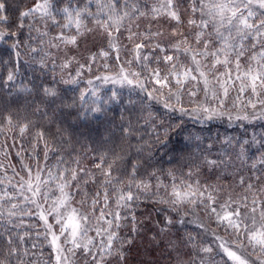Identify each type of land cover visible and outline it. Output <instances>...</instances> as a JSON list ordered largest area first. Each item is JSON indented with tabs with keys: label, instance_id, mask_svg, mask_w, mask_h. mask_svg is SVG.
I'll return each mask as SVG.
<instances>
[{
	"label": "snow or ice",
	"instance_id": "obj_1",
	"mask_svg": "<svg viewBox=\"0 0 264 264\" xmlns=\"http://www.w3.org/2000/svg\"><path fill=\"white\" fill-rule=\"evenodd\" d=\"M96 3L97 12L92 13L87 5L83 9H73L71 4L56 8L54 0H36L34 5L26 10L17 9L18 14L13 17L8 8V0H0V42L8 44L11 49L7 60L0 58V65L5 66L6 82L15 83L17 66L25 56H30L31 62L38 63L41 72L47 67L48 53L44 52L37 60L36 56L32 54L43 52V49L33 47L31 43L19 39L20 32L25 27L29 30V37L32 31L39 32L42 36L48 35L47 32H41L40 28L36 27L37 21H42L45 27H47L48 21H51L53 25L61 29L67 28L70 24L74 25L76 34L66 36L61 30L53 39L65 46H77L78 38L83 35L81 28L92 31L84 25V17L87 14L107 35L109 47L119 51L113 42L112 33L119 32L124 27L126 18L132 20L151 15L153 19L164 17L169 22H175L176 26L171 31V36L175 38L173 42L167 46H163L160 42L149 44L146 41L162 36L163 33L160 31L139 33L133 31L130 26L127 27L125 30L128 32L127 39L132 45L130 49L132 60H128L126 63L129 65L134 61L140 63L148 75L142 77V73L136 71L124 74L126 70L121 67L116 79L109 76L102 77L105 82L135 84L146 93V98L158 102L163 98V107L171 111H178L182 117L192 116L207 120L227 118L229 122L233 119L241 121L264 119V0H187V6L183 9V13L180 0H155L147 11L141 9L139 0H96ZM56 13H62L67 23L61 25L56 19ZM182 14H187L186 24L196 30L191 39L188 34L180 31V27L185 23ZM102 15L103 18H101ZM29 19L33 23H27ZM51 46L58 48L60 44H51ZM147 47L163 53L162 56L155 57L157 67H150L149 56L143 54V49ZM98 54L103 57L109 55L103 49ZM96 56L97 54L93 53L89 59L94 62ZM181 56L185 57L188 63L182 61ZM245 57L248 63L243 66V71H241V59ZM73 62L79 63L75 57H69L60 67L69 69ZM161 64L164 67H160ZM217 66H223L226 69L234 66V79L232 71L226 70L220 73ZM84 67H89L90 70V65L79 64L75 77L69 72V78L65 80L62 77L61 82L76 84L77 77L81 75L79 69ZM213 80L219 86V91L215 87H209ZM145 81L152 84L151 90L146 86ZM236 81L240 82V92L250 91L251 97L256 99L260 106L258 112L257 102H254L252 98H249L245 105V108L253 109L250 114L245 111L243 114L233 117L231 111L226 108L222 97L229 95V90ZM193 83L194 85L202 83L203 87L187 88V94L189 97L195 98L200 91H203L204 102L199 103L193 99L191 103L196 106L185 108L181 104L182 91L185 90L186 85ZM38 88L45 97L51 98L53 103L59 97L58 90L53 87L39 85ZM19 90L29 93L32 91L27 85L22 86ZM92 95L96 96L97 94L93 92ZM84 96L85 93H81V101L84 100ZM118 96L119 93L113 92L111 97L103 101L102 104L93 103L88 111L100 112L103 105L117 100ZM173 98L180 105L179 108L171 103ZM211 101H215V107L212 106ZM129 104L134 107L135 102L129 100ZM150 117L151 113L148 118ZM148 118H144L145 123H148ZM182 124L181 120L175 125L164 128V136L168 137L173 132L179 134ZM154 125L155 121L150 126L154 127ZM17 128L19 134L24 136L29 130V123L14 124L10 114L0 120V133L14 131ZM135 131L136 129L129 123L127 127L122 128L124 136L121 143L113 146L109 141L107 146L99 152L98 162L94 167L102 177L101 185L104 187V191H97L92 196L89 212H82L73 206L74 196L71 190L76 189L78 194L82 191L80 181L83 177L80 174L83 172L84 176L88 178L84 179L85 184L89 180L96 182L93 172L79 167V160L74 161L77 164L76 168H65L62 170L63 174L61 172L53 173L51 169H47L46 177L41 174L43 170L37 168L33 172L30 165L21 162V167L27 170V176H20L16 183L12 181L15 176L20 174L15 173L14 177L8 178L7 168L3 163H0V169H4L5 172L4 178L0 179V228L3 229L0 231V240H3L5 245L0 247V264H25L23 257L28 255V250L22 251L20 244L30 234L28 231L21 234L15 229L23 227V217L33 215L43 222L46 229L45 238L47 239L48 235L51 236L49 244L55 252V264H69V256L66 253L75 256L77 252L88 258L86 264H111L112 260H115L117 264H124L126 259L124 247L131 245L132 238L122 236L120 230L127 228L128 222H130V231L136 234L141 230L142 222L137 220L134 212L122 216L120 211L108 210L107 202L110 195L107 188L109 186L115 194L117 209L131 208L141 200L138 193L152 192L155 187V191L146 199L152 200L154 196L156 199L152 202L163 206L157 209L163 215L162 221L157 222L161 234L170 231L177 225L186 223H196L197 227L205 229L203 223L189 219L197 215V209L204 211L209 218H214L218 227H223L225 232L233 237L231 240H226L213 233L216 241L219 242L218 248L226 257L223 264H229V262L231 264H257V262L264 264V185L256 187L255 184L249 182L251 178L241 177L239 186L244 190V194L238 195L237 198L229 194L223 202H220L217 187L214 185H201L199 181L195 183L181 181L177 184L171 172L168 175L173 176V182L171 185H167L160 179L159 170H147L152 167V151L151 146L145 147L147 142L140 144L137 148L140 153L147 151L144 160V165H147L145 176L141 178L138 175L142 165L137 162L131 165V170L127 172L128 181L124 183L120 177L113 175V171L126 161L127 151L123 141L128 140ZM155 136L156 143H165L161 140L160 132H155ZM35 139L37 144L44 141L45 157H47L48 144L45 140V133L37 131ZM228 143L231 145L232 141L229 140ZM256 143L264 147V137L257 140L256 136H253L251 144ZM249 146L250 142L247 139L237 141L234 146L237 158H246V149ZM19 155L18 152L17 156ZM204 162L209 167L219 166L216 160H210L207 157ZM59 163H63V160ZM59 163L57 167H59ZM257 164L261 166L259 169H257ZM9 167L15 171V165L9 164ZM251 167L264 176V152L261 153L258 160L252 163ZM188 175L192 176L193 172L190 170ZM260 178L257 176L256 180L259 181ZM153 180L156 181L155 185L152 184ZM54 181H59L55 185L59 195L50 194L49 185ZM5 184L8 187H2ZM133 188L137 191L133 192ZM249 193L252 194L251 201L248 198ZM83 195L85 199L80 201L81 205L86 202L88 196L87 192H84ZM101 197L104 206L99 209L97 216V205L100 204ZM50 216L54 218L55 224L59 225L58 233L49 223ZM8 225H12V227H8ZM90 231H94L95 235H89ZM180 244L193 250L190 261H184L180 257ZM69 245L70 247H66ZM169 246L177 252L176 264H197L196 257L199 253L213 251L211 247L199 245L196 237L191 233H186L179 243L171 241ZM252 255H256V261L250 259ZM199 264H204V261L201 259Z\"/></svg>",
	"mask_w": 264,
	"mask_h": 264
},
{
	"label": "trees",
	"instance_id": "obj_2",
	"mask_svg": "<svg viewBox=\"0 0 264 264\" xmlns=\"http://www.w3.org/2000/svg\"><path fill=\"white\" fill-rule=\"evenodd\" d=\"M35 2L36 0H8V8L15 17L18 14L17 9L26 10L32 7ZM154 2L155 0H139L141 9L144 11H147ZM54 4L56 8L71 4L73 9H83L87 5L92 13L97 12L96 0H54ZM186 6L187 0H180L182 13ZM101 18H103V15ZM56 19L61 25L67 23L62 13H56ZM182 19L185 20V23L180 27V31L188 34L191 39L196 30L186 24L187 14H182ZM13 22L15 23V19ZM27 23H33V21L29 19ZM84 25L92 31H87L82 27L81 32L83 35L78 38L77 46H65L53 39L61 30L66 36L76 34V28L71 24L67 28L61 29L53 25L51 21H48L47 27L42 21H37L36 27L40 28L41 32H47L48 35L46 36L32 31L29 37L27 27L21 30L20 40L31 43L33 47L43 49V52L32 54L36 56L37 60L44 52L48 53L46 57L47 67L43 69V72H41L38 63L31 62V57L25 56L24 60H21L17 66V79L13 84L6 82L5 66L0 65V120L10 114L14 124L29 123V130L24 136L19 134L18 128L14 131L0 133V163H3L7 168L6 175L8 178L14 177L15 173L20 174L15 176L13 183H16L20 176H27V170L21 167V162L30 165L33 172L37 168L43 170L41 174L46 177L47 169H51L53 173L61 172L63 174L62 170L65 168H76L77 164L74 161L79 160V167L93 172L96 182L89 180L85 184L84 179L88 178L84 176L83 172L80 174L83 177L80 181L82 191L78 194L76 189L71 190L74 196L73 206L79 208L82 212H89L92 196L97 191H104V187L101 185L102 177L94 167L95 163L98 162L97 156L109 141L112 142L113 146L121 143L124 136L122 128L131 123L136 131L128 140L123 141L127 151L126 161L113 171V175L120 177L124 183H127V172L131 170V165L134 163H141L142 166L138 175L141 178L145 176L147 165H144V160L147 151L140 153L137 148L140 144L147 142L145 147L151 146L152 151V167L147 168V170H159L160 179L167 185H171L173 176L177 184L181 181L186 183L199 181L201 185H214L217 187L220 202H223L229 194L234 198L244 194V190L239 186L241 177L251 178L249 182L255 184L256 187L264 185V176H261L259 171L251 167L252 163L258 160L261 153L264 152V147H261L259 143L251 144L253 136H256L257 140L264 137V119H251L249 121L233 119L229 122L227 118L207 120L192 116L182 117L178 111L165 109L162 103L163 98L160 102L146 98V93L136 87L135 84L105 82L102 79L104 76L116 79L121 67L126 70L124 74L136 71L141 72L142 77L147 76L148 73L142 69L140 63L135 61L131 65L126 63L128 60H132L130 51L132 45L127 39L128 32L125 29L130 26L133 31L139 33L160 31L163 33L162 36L153 37L146 43L160 42L163 46H167L175 39L171 36V31L176 26L174 21L169 22L164 17L153 19L151 15L139 19L133 18L132 20L126 18L124 27L119 32L114 31L112 33L113 42L119 51L116 48L109 47L107 35L96 25L95 20L87 14L84 17ZM56 43L60 44L58 48L51 46V44ZM101 49L107 51L109 55L107 57L100 56L98 53ZM93 53L97 54L94 62L89 59ZM10 54L9 45L0 42V58L7 60ZM143 54L149 56L150 67H157L155 57L163 55L162 52L151 47L143 49ZM69 57H75L79 63L73 62L69 69H62L60 65ZM181 60L188 63L183 56H181ZM247 63L246 57L241 59V71ZM79 64L90 65V70L89 67L79 69L81 75L77 77L78 82L76 84L61 82L62 77L65 80L69 78V72L75 77ZM160 67H164V65L161 64ZM217 67L220 73L226 70L232 71L234 79V66L228 69L223 66ZM98 77H101V79H98ZM129 78L131 79V76ZM145 83L151 90L152 84L146 81ZM239 84L240 82L236 81L235 85L230 88L229 95L222 97L226 108L231 111L233 117L237 114H243L245 111L249 114L252 113V108H245L249 98L257 102L254 97H251L250 91L240 92ZM24 85H27L32 91L30 93L20 91L19 89ZM39 85L53 87L58 90L59 97L56 98L55 103L52 102L51 98L43 95V92L38 88ZM194 86L203 87L202 83L200 85H194L193 83L186 85L185 90L182 91L181 104L185 108L196 106L191 103L193 99L199 103L204 102L203 91H200L195 98L189 97L187 94L186 89ZM209 87H215L219 91V86L215 80L211 82ZM93 92H96L97 95L93 96ZM113 92L119 93L117 100L103 105L100 112L88 111L93 103L102 104L103 101L111 97ZM81 93H85L83 101L80 99ZM129 100L135 102L134 107L129 104ZM171 103L177 108L180 106L174 98ZM211 103L213 107L216 106L215 101H211ZM259 107L257 102V112ZM149 113H151L150 118H148ZM144 118H148V123H145ZM181 120L183 124L179 134L173 132L170 136L165 137L163 129L169 125H175ZM153 121H155L154 127L150 126ZM37 131L45 133V140L48 144L47 157H45L44 141L37 144L35 139ZM157 131L160 132L161 140L166 143V146L165 143H156L155 132ZM245 139L250 142V146L246 149V158L239 159L234 146L237 141ZM229 140L232 141L231 145L228 143ZM33 148H35V151H33ZM18 152L20 153L19 156H17ZM205 157L216 160L219 166L209 167L204 162ZM61 160H63V163H59ZM58 163L59 167H57ZM9 164L15 165V171L9 167ZM260 167L257 164V169ZM190 170L193 172L192 176L188 175ZM169 172L173 176H169ZM4 176V169H0V179ZM257 176L261 177L259 181L256 180ZM56 183H59V181H54L49 185L50 194L59 195L55 187ZM152 184L155 185L156 181L153 180ZM2 187H8V185L5 184ZM107 190L110 195L107 202L109 205L108 210L120 211L122 216L134 212L137 220L142 222L141 230L136 234L131 233L130 222H128L127 228L120 230L122 236L132 238L131 245H125L124 247L126 254L124 264H176L177 252L173 251L169 244L171 241L179 243L186 233L195 236L199 245L211 247L213 250L211 253H199L196 257L197 264L201 259L204 264H223L226 260V257L218 248L219 242L216 241L213 233L224 237L226 240H231L233 237L225 232L223 227H218L214 218H209L204 211L197 209V215L189 219H195L198 223H203L206 230L197 227L196 223H186L177 225L170 231L161 234L157 222L162 221L163 215L157 209L163 206L152 202L156 199L154 196L152 200L146 199L147 196L152 195L155 187H153L152 192L138 193L141 197L140 202L129 209H117L112 188L109 186ZM132 190L133 192L137 191L135 188ZM84 192H87L88 196L86 202L81 205L80 201L85 199ZM248 198L251 201V193L248 194ZM103 206L104 201L101 197L100 204L97 205V216L99 215V209ZM49 223L53 225V230L58 233L59 225L55 224V220L51 216L49 217ZM8 227H12V225H8ZM0 231H3V229L0 228ZM15 231L21 234L28 231L30 234L20 244L22 251L24 249L28 250V255L23 257L25 264H55V252L49 244L51 236L48 235L47 239L45 238L46 229L43 222L36 215L23 217V227L15 229ZM89 235L94 236L95 232L90 231ZM4 246L3 240H0V247ZM66 247H70V245ZM179 255L184 261H190L193 250L180 244ZM72 257L74 258L73 264H86L88 260L80 252ZM250 259L256 261V255H252ZM111 264H117V262L112 260Z\"/></svg>",
	"mask_w": 264,
	"mask_h": 264
},
{
	"label": "rangeland",
	"instance_id": "obj_3",
	"mask_svg": "<svg viewBox=\"0 0 264 264\" xmlns=\"http://www.w3.org/2000/svg\"><path fill=\"white\" fill-rule=\"evenodd\" d=\"M58 232H59V231H58ZM91 236H92V235H91ZM66 255L69 256V264H73L74 258L72 257V255L67 254V253H66Z\"/></svg>",
	"mask_w": 264,
	"mask_h": 264
}]
</instances>
